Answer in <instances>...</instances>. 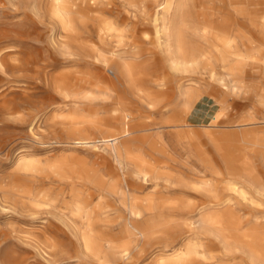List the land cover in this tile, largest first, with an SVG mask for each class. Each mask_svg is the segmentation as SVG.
Returning <instances> with one entry per match:
<instances>
[{"label":"rangeland","instance_id":"374dc122","mask_svg":"<svg viewBox=\"0 0 264 264\" xmlns=\"http://www.w3.org/2000/svg\"><path fill=\"white\" fill-rule=\"evenodd\" d=\"M241 4L0 0V264H155L183 254L191 243L200 246V254L189 264H248L241 253L227 252L204 233L199 209L210 198L197 191L202 183H212L221 199L231 200L241 220L264 211V200H258L252 189L247 191L257 202L253 205L227 191L225 167L209 139L264 129V50H256L249 37L258 45L264 42L252 28L248 35L251 22L259 21L253 20L254 8ZM176 5L181 12L177 27L187 51H195V56L210 51L211 41L204 36L207 24L227 16L233 33L242 34V52L259 56V65L249 64L242 76L253 91H242L241 83L220 89L201 68L184 72L171 65L156 45L155 25L161 13L173 15ZM144 35L150 43L135 54L134 46ZM112 53L143 72V80L138 77L130 86L110 71L116 90L129 98V109L111 99L74 101L55 88L59 79L60 84L88 88L89 77L103 74L101 60ZM156 80L165 84L157 87L152 84ZM137 88L144 95L136 93ZM115 109L120 118L125 112L133 118L130 133L121 142L131 156L156 171L147 181L131 175L133 167L115 160L101 143L92 114L97 110L102 122L113 128L110 114ZM251 118L259 124L250 125ZM121 120L119 125L125 122ZM257 144L264 146V136ZM220 147L259 169L264 185V170L253 155L252 142L226 139ZM203 154L215 161L212 166ZM124 194L163 201L164 216L145 241L126 233L131 219ZM85 239L100 245V250L87 251ZM110 243L116 256L108 249ZM127 243L128 255L121 257L119 248Z\"/></svg>","mask_w":264,"mask_h":264},{"label":"bare ground","instance_id":"6f19581e","mask_svg":"<svg viewBox=\"0 0 264 264\" xmlns=\"http://www.w3.org/2000/svg\"><path fill=\"white\" fill-rule=\"evenodd\" d=\"M224 1L230 2L231 0ZM239 1L242 3L241 6H244L245 8H254L253 13L260 16V22H263L264 24V0ZM179 9L176 5L173 15H171L169 12L161 13L160 18L158 19V25H155L158 31L156 45L158 49L168 57V59L171 61V65H174L176 68H181V70H183L184 72L185 70L187 71V69H189L190 71L192 69L194 70L197 68H201L207 72L208 79L216 84L220 89L228 90V88L236 87L238 83H241L242 91H253V86H247L242 76L244 74V69L249 66V64L259 65V61H256L258 60L259 56L256 54L247 56L242 52L239 46L242 34L240 32L233 33L231 25L228 24L227 16H223V18H221L216 23L207 24L204 31V36L206 40L211 41L210 51H208L207 53L198 52L199 55L195 56V51H187V42L183 38L181 31L177 27L179 16L181 13ZM155 22L157 23V19L155 20ZM110 29V26L106 24V32L110 31ZM149 38L150 37L148 35H144V37H142V40L140 42H137V46H134L135 54H140V52H143V45L150 43ZM113 54L114 53H112L110 57L101 60V69H103L104 72L102 75H91L89 77L91 80H87L88 88L78 89L79 87L73 88L71 87V85L66 83L63 84L61 82L60 84V79L55 88L62 91L66 96L71 97L74 101H94L95 99H109L110 101L111 99L115 100L117 103L124 105L126 109H129V98L116 90L117 80L110 73V71L119 75V79H123V81L125 80L130 86H132V84L138 77L139 80H143L144 77H141L143 72H140V69L137 68L138 66L136 64L128 62L127 59L125 60V58L121 59L120 56ZM137 57L139 56L137 55ZM263 62L264 60H262L261 63V72H263L264 68ZM216 65L218 67V71H215L214 69V66ZM158 80L153 81L152 84L156 85L157 87H161L165 84V82H162V80ZM135 92L138 94H143L145 91H141L137 88ZM182 94L184 93L181 92V95ZM256 97L258 98V95H256ZM97 110H95L92 114L94 126L99 130V133L101 134V143L110 148L111 155L114 154L113 156L116 157L115 160L119 161L120 163L124 162L126 163V165L132 166L134 170L132 171L131 175H133L134 177H139L143 181H147L149 178H152L154 175H156V171H154L151 165L147 166L146 161H143L141 158L131 156L128 149L124 148L122 145L121 139L127 136L130 133V129L132 128V116L128 112H125L123 118H120V116H118V111L115 109L110 114L111 120H113L111 124L114 127L108 128V126L105 125V122L103 123L100 119V114ZM121 119L125 121L123 125H119L120 123L118 121H120ZM251 121L254 123H251L250 125L259 124L255 123L256 121L258 122L256 118H251ZM117 123L119 126L117 125ZM115 125L118 127L116 128ZM262 136H264V129H260V132L258 133V129L254 128L253 130L251 129L250 131H248V134L244 133L243 135H241V137L231 138L227 135V138L216 136H211L209 138L214 147L213 151L216 150L218 152V157L221 161L220 163L225 167L224 182L226 184L227 191L237 195L242 202H249L252 205L257 202L252 201L253 199L248 198L247 190L249 189L253 190L258 200H264L263 178L259 172V169L253 167L245 157L242 158L234 155V153H231L229 151L228 147L226 152V149H221L220 145L221 143H224L226 139L227 142L233 139L241 142H252L253 146L255 147L253 155L257 158L260 167L264 170V146L257 144L258 138H261ZM79 141L81 140L79 139ZM84 144L87 143H85L84 141ZM214 153L216 154V152ZM202 159L208 165H211L212 162H215L206 158L204 154L202 155ZM197 191L204 192V195L210 198V202L200 208L199 215L197 214L200 218V226L204 233L212 236L215 240H217L219 244H221L223 248L227 250V252L238 251L239 253H241L247 260L248 264H264V211H261L259 216H255L252 219L247 218L241 220L233 210L234 205L231 203V200L224 198L221 199L215 192L212 183H202V188ZM123 199L125 201V208L127 209L130 216L129 218L131 219V223H129L130 225H128V230L126 232L127 235H129L130 239L139 238L142 239V241L147 240V238L150 236V232L152 233V231L156 228L159 219L164 216L165 207L163 206V201L156 197L138 199L135 197H130V195L128 194H124ZM172 207L173 206H171L169 210H171ZM83 245L87 251H99L101 248V246L98 244L92 245L91 240L88 239L84 240ZM128 245L129 244L127 243L119 248L120 251L118 253L121 257L128 255ZM199 248L200 246L191 243L190 245L186 246V250L183 254L168 258L164 261L158 260L155 264L192 263L195 257L200 254ZM108 249L112 252V255L116 254V252H114L116 247L111 243L110 245L108 244Z\"/></svg>","mask_w":264,"mask_h":264},{"label":"crops","instance_id":"0c3cea01","mask_svg":"<svg viewBox=\"0 0 264 264\" xmlns=\"http://www.w3.org/2000/svg\"><path fill=\"white\" fill-rule=\"evenodd\" d=\"M252 13H253V11H252ZM256 16L257 17L254 18L253 20L257 19V20H259V22H251V25L252 24L253 25L252 26H249V28H248V35H249V32H250V28H252L254 30V33L256 34V37L258 39H261L264 42V24H263V22H260V18H259L260 16H258V15H256ZM249 38H250L249 41L253 45L255 44L256 50H258V51H263L264 50V45H258L256 38H253V37H249Z\"/></svg>","mask_w":264,"mask_h":264}]
</instances>
